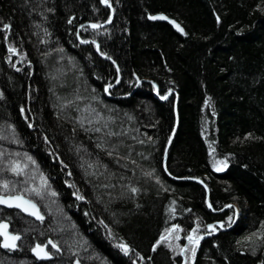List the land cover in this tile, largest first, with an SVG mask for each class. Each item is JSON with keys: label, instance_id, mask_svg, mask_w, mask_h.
Returning <instances> with one entry per match:
<instances>
[{"label": "trees", "instance_id": "obj_1", "mask_svg": "<svg viewBox=\"0 0 264 264\" xmlns=\"http://www.w3.org/2000/svg\"><path fill=\"white\" fill-rule=\"evenodd\" d=\"M109 3L112 20L92 28L79 25L110 17L102 0H0V135L8 126L15 132L17 149L47 178L42 195L74 230L73 237L54 234L44 206L46 219L31 229L3 213L22 238L13 251L0 248V264H72L76 257L85 264L90 251L101 264H175L190 229L198 237L209 222L231 223L233 207L213 213L201 185L165 172L176 95L167 170L206 173L212 206L238 208L231 229L189 241L185 255L192 264H264V0ZM158 12L174 18L183 33L153 19ZM78 37L97 40L111 60ZM116 65L120 81L105 92L117 78ZM141 77L157 83L160 94L175 92L162 101L146 81L130 93ZM76 91L95 108L104 106L99 123L105 128L106 120L105 129L60 112L56 96ZM10 142L0 137V181H9L4 193L25 189L15 188L5 168ZM173 224L180 226L179 243L170 237L152 248ZM49 238L59 251L36 262L30 247ZM122 243L130 246L127 253Z\"/></svg>", "mask_w": 264, "mask_h": 264}, {"label": "bare ground", "instance_id": "obj_2", "mask_svg": "<svg viewBox=\"0 0 264 264\" xmlns=\"http://www.w3.org/2000/svg\"><path fill=\"white\" fill-rule=\"evenodd\" d=\"M159 13V12H158ZM111 14V13H110ZM87 23H89L88 21H85V22H82L80 25H79V27L81 26V25H88V26H90L89 24H87ZM92 23V22H91ZM105 23V21L104 22H101L100 23V25H101V27L100 28H102V27H104V26H106L107 24H104ZM93 24V23H92ZM91 27V26H90ZM93 28V27H92ZM79 40V39H78ZM81 40V39H80ZM83 41V43L82 44H87V43H94L95 44V51L97 52V45H99V43H98V41L97 40H95V39H87V40H82ZM81 43V42H80ZM97 53H99L100 54V51L99 52H97ZM106 57H108V56H106ZM109 58V57H108ZM107 59V58H106ZM108 60H111V59H108ZM22 63L19 61V60H17L16 62H15V64H13L15 67H19L20 65H21ZM22 66V65H21ZM21 68V67H20ZM116 73H117V78L115 79V81H114V83H112L111 84V86L110 87H108L109 85H106L105 87H104V91L105 92H108V90L111 88V87H114V86H116V84L120 81V77H121V75H120V70H119V68H118V66L116 65ZM141 79H148V80H150L149 82L152 84V86H153V94L155 95V91L157 90V92H158V94H159V96H166L168 93H169V91L170 90H172V92L170 93V95L172 94V93H174L175 92V90L173 89V88H170V89H168V91H166L165 93H163V94H160V91H159V87H158V85H157V83H155L154 81H152L150 78H148V77H141V78H138L137 80H136V83H135V86H134V88L131 90V92L130 93H133L143 82H146V81H141L140 82V80ZM140 82V83H139ZM156 96V95H155ZM71 98L69 99V98H66V99H69V100H71L72 99V97H77V99H79V100H81L82 98V95L81 94H79L77 91L76 92H74L71 96H70ZM158 97V96H157ZM159 98V97H158ZM169 98V97H168ZM167 98V99H168ZM166 99V100H167ZM83 100V99H82ZM162 101H165V100H162ZM178 101V100H177ZM77 102V101H76ZM94 103V102H93ZM93 103H92V101L91 100H83V105L84 106H86V108L88 109V110H90V109H92V110H90V111H92L93 113H102L101 111H106L105 109H104V106L101 104L100 105V109L99 108H95V106H93ZM175 103V102H174ZM173 103V111H174V122H173V126H172V129H171V131H170V133L172 132V130L174 129V123H175V113H176V115H177V120H178V112H177V103H176V106H175V104ZM62 111H64L65 112V110H62ZM61 110H60V112H62ZM74 113H77L76 111H73ZM74 119V118H73ZM74 120H76V119H74ZM77 122H80V124H83L84 126H89V127H91L92 129H96V130H101V129H105L107 126H108V123H107V121L105 120V122H104V124H105V128L103 127V126H100V123H94V124H86V123H82V121L80 120H76ZM84 121V120H83ZM86 122V121H85ZM177 124H178V122H177ZM102 125V124H101ZM3 126H1V128H2ZM170 133H169V136H170ZM169 136H168V138H167V140H166V143H165V146H164V150H163V164H164V169H165V172H166V174L170 177V178H172L173 180H186V181H192V182H195V183H197V184H199V185H201V187H203V189L205 190V194H206V189L204 188V186L205 185H207L208 186V175L206 174V173H204L203 175H200V176H198V175H179V176H176V175H174V174H170V172L167 170V168H166V159H167V153H168V150H169V148H170V145L167 147V142H168V139H169ZM13 140H11L10 139V147H11V150L10 149H8L7 150V156H9V157H14V154H17V155H19V153H20V150H18L17 149V146H18V143L16 142L17 140H16V136L14 135V137L12 138ZM171 144V143H170ZM166 153V155H164ZM165 156V157H164ZM164 160H165V163H164ZM6 168V167H5ZM94 171V170H93ZM195 177H198L199 179H194ZM208 192L210 193V191H209V186H208ZM4 194H6V193H4ZM205 202H206V205H207V207L213 212V213H220V212H222V211H224V210H227V209H229V208H231V204L232 203H227V204H225L224 206H222V207H219V208H214L213 206H212V203H211V201H210V204H211V207H209V204H208V201H207V197L205 196ZM21 214V213H20ZM237 215H238V208H237V214H236V216H235V210H234V219L231 221V223H229V224H227V225H224L223 227H221L220 226V224L219 225H216L215 224V222H221V221H219V220H217V221H212V222H209L207 225H206V231L203 233V234H201L200 236H201V238H199L200 236H198V238H199V241L200 240H202V239H204V238H207L208 236H211V235H215L219 230H228V229H231L232 227H233V225L235 224V222H236V219H237ZM213 225L214 227V229L213 228H209L208 227V225ZM189 227L190 228H192V224H189ZM56 228V227H55ZM189 228V229H190ZM170 229H172L171 230V232H166L165 230L166 229H164L162 232H160V234H159V238H160V236L163 234L164 236H165V240H163V242H169L170 241V237L172 238V242H175V243H179V239H180V237H181V233L179 232V229L177 230V229H173L172 227L170 228ZM40 232V234H43V230L42 231H39ZM53 232L54 233H59L60 235H66V236H69V237H73V232H74V230H73V228L72 227H70L68 230H66V231H59L57 228H56V230L53 228ZM189 234H192L193 236H195V234H194V232H193V230L192 229H190L189 230V232L185 235V237H184V239H183V242H182V244H183V247H182V249H181V251H180V257H181V260H180V257H179V259L178 260H175V264H192V262H191V260L185 255V246H187V243L189 242V239H188V236H189ZM63 235V236H64ZM158 238V239H159ZM157 239V240H158ZM191 242V241H190ZM62 243H63V241H62ZM155 244V243H154ZM153 244V245H154ZM57 245V244H56ZM153 245H152V248H153ZM58 246V245H57ZM177 246V245H176ZM32 247V246H31ZM31 247H30V249H31ZM96 247V246H95ZM97 248V247H96ZM53 254V253H52ZM32 256V255H31ZM33 257V256H32ZM136 257V256H135ZM34 258V257H33ZM136 258H140V257H136ZM35 259V258H34ZM75 261H78V264H82L81 263V261H80V259L78 258V257H76L75 259H74V262ZM135 261H136V259H135ZM36 262H43V261H37L36 260ZM134 262V261H133ZM84 263L85 264H101L100 263V260H99V258H97V256H95L94 254H93V252H89V255H88V258H87V261L85 262L84 261ZM20 264H24L23 262H21ZM134 264H136V262H134ZM141 264V263H140Z\"/></svg>", "mask_w": 264, "mask_h": 264}, {"label": "rangeland", "instance_id": "obj_3", "mask_svg": "<svg viewBox=\"0 0 264 264\" xmlns=\"http://www.w3.org/2000/svg\"><path fill=\"white\" fill-rule=\"evenodd\" d=\"M113 17V16H112ZM112 20V18H111ZM71 98V97H70ZM69 98V99H70ZM66 99L64 97L61 96H56V106L58 107L59 110H65L62 111V113L67 114V112H71V117L76 119V120H81L82 123H86V124H94V123H99L101 120L100 114L99 113H93L92 109L88 110L86 108V106H84L82 103H78L82 100L77 99V97H72L71 100ZM77 101V102H76ZM73 111H76L77 113H74ZM84 120V121H83ZM86 121V122H85ZM15 132L10 129V127L8 126L7 129H4L3 132L1 133L0 137H4L6 139H11L14 137ZM11 160H20L23 163H27L28 167L24 170V172L20 173L19 175H17L16 173H13L10 168L8 167V164H6V168H8V170L11 171L12 177L16 178L15 180V188L19 189V188H27V189H31L33 187H37L39 188V181L41 180L42 176L40 174V172H38V170L35 167V164H32L30 161L27 160V157L25 155H23L21 152L19 153V155L14 154V157H9L7 159V161H11ZM5 166V164H4ZM41 187V186H40ZM43 193L45 194V190H43ZM17 192V191H14ZM31 195H35L34 192H31ZM25 196L30 197L31 199L35 200L40 206H44L46 212L48 213L49 217H50V221L51 222V226L56 230V228L61 232V231H66L70 228V220L67 216V214L65 213H61L58 210H56L55 205L53 204L52 200L49 199V196H39V199L36 200V198L30 196L29 194L25 193ZM1 212V210H0ZM11 213V214H10ZM11 216H15L17 217V219H19L21 221V223L26 224V227L31 229V227H37L35 225V223H38L37 221H34L32 218L25 216L23 214L18 213V210H11L10 211ZM13 217V218H15ZM56 227V228H55ZM39 228L36 229V231H38ZM58 233V232H57ZM56 234V233H54ZM59 236V234H58ZM24 263V261H22ZM26 264V263H25Z\"/></svg>", "mask_w": 264, "mask_h": 264}, {"label": "snow or ice", "instance_id": "obj_4", "mask_svg": "<svg viewBox=\"0 0 264 264\" xmlns=\"http://www.w3.org/2000/svg\"><path fill=\"white\" fill-rule=\"evenodd\" d=\"M103 3L108 4L109 0H102ZM163 15V14H160ZM153 19H155V16H152ZM165 19H167V17H164ZM109 20H111V17H109ZM173 24L176 25L177 28H180V26L178 24H176V21H172ZM3 27L5 29H8L10 27L9 24H4ZM81 27H83V25H81ZM93 28H100L101 25L99 22L97 23H93L92 24ZM181 31H183V29H180ZM97 50L99 51V45H97ZM12 51H15V49H12ZM101 56H107V53L105 52H100ZM109 59H111V57H109ZM111 85H109L108 87H110ZM250 135V134H249ZM210 151H213L212 149H210ZM3 153H0V156H2ZM27 160L30 161L32 164H35L36 161L34 160V158L31 155H27ZM63 163V161H61ZM222 163L226 166L227 161H222ZM8 167L10 168V170L13 173H16L17 175H19L20 173L24 172V170L28 167L27 163H23L20 160H11L8 162ZM219 170V169H217ZM171 174V173H170ZM194 179H199L198 177H195ZM47 184V178L46 177H42L41 178V187L37 188V187H33L31 189H23V190H17L16 195H5L4 192L9 190V181L8 180H3L0 181V185H2V189H0V204H6L9 206L15 205L21 209H23L24 212H29L34 216H37L39 219H43V215L40 213L39 208L37 206V204L35 203V201L31 198L26 197L25 195L22 194V192H34L35 195L37 196H41L43 194L42 191V187L44 185ZM132 192H136L137 189L135 187L131 188ZM74 195H77L79 197V199H84L85 197L82 195H79V193H73ZM209 207H211V204H209ZM231 219V218H229ZM220 223V226L223 227L224 224L223 222H218ZM6 225L4 224H0V232H3L4 236H5V247L9 246V240L11 241V247H16L15 241L17 239H19V233H10L6 231ZM180 226L177 224H173L172 228L173 229H178ZM209 228H213V225H208ZM172 229H166V232H171ZM195 231V229H193V232ZM189 241H191L193 244H198L199 243V238L196 236H193L192 234H189L188 236ZM165 240V236L162 234L160 236V238L156 241V243L153 245V248L155 249L156 245L160 244L161 241ZM49 243L52 244L53 247H57V245L55 244V242L49 241ZM120 247L127 253L130 250V246L122 243L120 245ZM169 247H171V245H169ZM186 247V246H185ZM33 252H36L37 255H43V256H51L52 253L51 252H47L44 251V245L42 244H37L33 249ZM193 254L195 253V247H193L192 249ZM78 264V262H77Z\"/></svg>", "mask_w": 264, "mask_h": 264}, {"label": "water", "instance_id": "obj_5", "mask_svg": "<svg viewBox=\"0 0 264 264\" xmlns=\"http://www.w3.org/2000/svg\"><path fill=\"white\" fill-rule=\"evenodd\" d=\"M106 5H108V6L111 8V14H110V17L112 18V16H113L112 5H111V3H108V4H106ZM160 14H163V15H160ZM153 16L156 17L155 19H159V20L167 21V22L171 25V27H172L174 30H176V31L179 32V33H183V31H184L183 27H182V26H181V25H180V24H179L174 18L169 17V16L165 15V14L162 13V12L155 13ZM164 17H167V19H165ZM173 20L176 21V24H178V25L180 26V28H177L176 25L172 23ZM110 21H111V20H109V18H108V19L105 21L104 24H108ZM87 24H89V25L92 27V23L89 22V23H87ZM180 29H183V31H181ZM78 39H79V41H80L81 43H83V41L80 40L79 37H78ZM97 52H99V51L97 50ZM102 57L109 59V58L106 57V56H102ZM141 81H147V82H149L150 80H148V79H141L140 82H141ZM140 82H139V83H140ZM171 92H172V90H170L169 93H168L166 96H159L157 90H156L154 93H155L156 96L159 97L160 100H166V99L170 96V93H171ZM177 100H178V95H176V98H175V101H174V102H175V103H174L175 106H176ZM177 122H178V120H177V115H176V113H175L174 129H173L172 132L170 133V136H169V139H168V142H167V147L170 145V143H171V141H172V139H173V136H174V133H175V130H176V127H177ZM164 155H166V153H165ZM164 157H165V156H164ZM164 163H165V160H164ZM204 188L206 189V197H207L208 204H210L209 192H208V186L205 185ZM5 195H16V193H10V194H5ZM23 195H24V194H23ZM26 197H27V196H26ZM28 198H29V197H28ZM35 203L37 204L40 213L43 215V219H42V220H45V219H46L45 214L41 211L40 206L38 205V203H37L36 201H35ZM0 206L4 207V208H6V209H9V210H13V209L18 210L19 213H21V214H23V215H25V216H28V217H30V218H32L34 221H41V219H39L37 216H34V215H32L31 213H29V212H24L23 209H21V208L15 206V205L9 206V205H6V204H0ZM231 207L234 208V210H235V216H236V214H237V207H236V205L231 204ZM0 224H4V225L7 226V227H6V231H7V232H10V233H16V232L11 231V229H10V222H9V221H7V220H0ZM215 224H216V225H219L220 223L215 222ZM213 229H214V228H213ZM19 234H20V233H19ZM21 237H22V235L20 234V235H19V239H17V240L15 241L16 247H17V243L19 242V240L21 239ZM199 238H201V236H200ZM5 239H6V238H5L4 234H3V232H0V247H1V248H3V249H8V250H14V249H16V247H11V246H10V245H11V241H10V240H9V246H8V247H5ZM49 241H51V240H48V243H49ZM49 244L52 245L51 243H49ZM36 245H37V244H36ZM36 245H34V246L31 248V250H30V254H31V255L35 258V260H37V261H45V260H48V259L50 258V256L37 255L36 252H33L32 249H33ZM42 245H44V251H47V250H46V244H42ZM54 248H55V249H58V247H54ZM47 252H48V251H47ZM77 262H78V261H75L74 264H77Z\"/></svg>", "mask_w": 264, "mask_h": 264}, {"label": "flooded vegetation", "instance_id": "obj_6", "mask_svg": "<svg viewBox=\"0 0 264 264\" xmlns=\"http://www.w3.org/2000/svg\"><path fill=\"white\" fill-rule=\"evenodd\" d=\"M0 210H1V212H0V220H7V219H4V218H2L3 217V215H1V214H3V213H9L11 210H9V209H6V208H4V207H2V206H0ZM46 243V242H45ZM46 250L48 251V252H51V253H53L54 251H58V249L56 250L52 245H50L49 243H46ZM73 264V263H72Z\"/></svg>", "mask_w": 264, "mask_h": 264}]
</instances>
